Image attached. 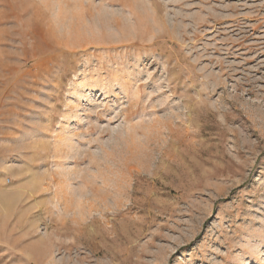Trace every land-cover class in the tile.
<instances>
[{"label": "rangeland", "instance_id": "obj_1", "mask_svg": "<svg viewBox=\"0 0 264 264\" xmlns=\"http://www.w3.org/2000/svg\"><path fill=\"white\" fill-rule=\"evenodd\" d=\"M0 264H264V0H0Z\"/></svg>", "mask_w": 264, "mask_h": 264}]
</instances>
